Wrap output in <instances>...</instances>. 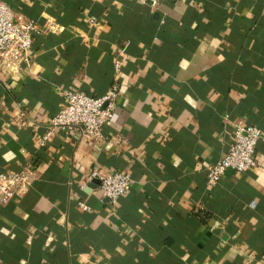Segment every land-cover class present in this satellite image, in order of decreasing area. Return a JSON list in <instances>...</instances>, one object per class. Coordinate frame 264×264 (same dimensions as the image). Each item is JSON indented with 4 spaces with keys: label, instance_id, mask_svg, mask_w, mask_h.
I'll return each instance as SVG.
<instances>
[{
    "label": "crops",
    "instance_id": "1",
    "mask_svg": "<svg viewBox=\"0 0 264 264\" xmlns=\"http://www.w3.org/2000/svg\"><path fill=\"white\" fill-rule=\"evenodd\" d=\"M0 1L38 28L32 66L0 72V174H36L0 205V264H264V142L256 169L206 180L235 123L264 132V0ZM114 84L102 140L38 145L59 90ZM96 168L131 177L115 207Z\"/></svg>",
    "mask_w": 264,
    "mask_h": 264
},
{
    "label": "built area",
    "instance_id": "2",
    "mask_svg": "<svg viewBox=\"0 0 264 264\" xmlns=\"http://www.w3.org/2000/svg\"><path fill=\"white\" fill-rule=\"evenodd\" d=\"M142 5L157 8L159 0H138ZM93 25L95 18H88ZM38 32L36 24L17 17L11 8L0 1V72L5 69L10 75H17L23 68H30L33 62V34ZM116 72L121 62L116 61ZM64 100L60 111L48 121L45 133L40 137L38 145L44 147L57 132H62L81 141L86 138L103 139V131L117 123L118 85L114 84L101 97H91L83 91L59 90ZM21 113L18 120L23 119ZM228 121V117H225ZM231 143L225 155L214 165L207 168V185L216 187L227 172L243 174L258 167L256 148L264 142V132L258 127L242 122L235 123L231 128ZM36 181V174L30 169L20 172L0 174V205L23 197ZM98 181V188L112 207L129 192L131 177L127 173H103L94 169L88 184Z\"/></svg>",
    "mask_w": 264,
    "mask_h": 264
},
{
    "label": "water",
    "instance_id": "3",
    "mask_svg": "<svg viewBox=\"0 0 264 264\" xmlns=\"http://www.w3.org/2000/svg\"><path fill=\"white\" fill-rule=\"evenodd\" d=\"M229 172H231V171H229ZM93 183H94V184H97V185L99 184L98 181H94Z\"/></svg>",
    "mask_w": 264,
    "mask_h": 264
}]
</instances>
